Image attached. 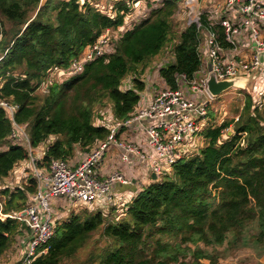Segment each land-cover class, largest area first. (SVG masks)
I'll use <instances>...</instances> for the list:
<instances>
[{
	"label": "trees",
	"instance_id": "16d2710c",
	"mask_svg": "<svg viewBox=\"0 0 264 264\" xmlns=\"http://www.w3.org/2000/svg\"><path fill=\"white\" fill-rule=\"evenodd\" d=\"M112 1L114 15L98 9L96 0H0V98L17 105L13 120L0 107V146L7 147L0 150V180L29 156L26 147L9 141L13 122L25 127L32 147L55 136L39 165L66 160L75 147L87 150L107 138L108 128L93 122L96 105L109 101L121 122L132 116L143 84L136 77L125 89L124 76L145 66L173 36L169 41L173 61L160 71L166 84L175 88L176 75L192 78L199 70V29L192 23L175 30L170 18L175 0H168L132 29L119 32L113 38V52L87 62L80 74L53 82L37 98L35 92L48 69L68 67L103 30L122 25L135 0ZM5 20L17 28L6 32ZM200 25L223 40L219 24H210L201 15ZM258 92V103L257 93H245L233 133L225 131L231 121L209 125L197 152L178 159L158 180L134 192L121 216L112 207L105 215L82 211L83 216L77 213L58 221L49 251L31 264H61L96 232L109 240L97 256L98 264H200L209 256L199 243L221 245L231 232L240 237L251 222L256 224L255 240L263 242L264 87ZM28 183L27 192H35V180L29 178ZM213 187L216 202L210 201ZM16 197L25 199V192H11L9 204ZM15 223L0 219V255L11 242ZM164 235L179 238L167 241ZM185 251L191 256L188 261L180 260Z\"/></svg>",
	"mask_w": 264,
	"mask_h": 264
},
{
	"label": "built area",
	"instance_id": "2783aa9c",
	"mask_svg": "<svg viewBox=\"0 0 264 264\" xmlns=\"http://www.w3.org/2000/svg\"><path fill=\"white\" fill-rule=\"evenodd\" d=\"M167 1L135 0L133 6L124 14V22L118 29L120 32L132 29L151 11L164 6ZM176 1L183 9L184 15H188L184 26L195 23L199 29V37L204 38L203 46L201 44L198 49L199 55L203 57V64L192 78L184 74L176 75L175 88L169 87L161 74L157 75L158 87L151 90L148 104L126 121H117L120 123L119 129L136 124L142 126L145 147L132 140L118 139L117 130L115 133L109 131L107 138L98 142V145L76 164L59 158L52 159L47 165L48 173L44 176L34 163L46 154L50 143L42 145L40 149L39 145L33 147L36 154L30 156L33 148L27 131L23 125L13 122L10 135L13 143L27 148L33 164L32 175L44 181V188L38 187L22 209L9 213L0 210L1 220L19 219L25 225L19 238L25 249L18 264H30L49 251L48 242L53 237L58 222L52 207L53 202L73 204L79 209L98 211L103 215L112 207L117 210L122 206L123 212L129 199L125 195L120 196L124 199L121 202L120 197L113 196L112 187L115 184H131V177L123 173L120 165L114 166L106 176L99 174V167L110 145L119 148V160L122 163H127L132 154L142 160H148L152 173L157 177L168 172L178 159L196 153L198 148L195 142L203 138L202 131L211 125L208 108L215 97L219 96H212L207 90L206 78L210 72H213L217 79L246 77L249 79L247 84L251 80L264 79V57L263 62L258 58V53H264V0H212L208 8L198 9L194 6L196 10L193 5L198 4V0ZM107 13L114 15L112 5H109ZM201 15H205L210 24H219L223 30V40L217 32L201 28ZM105 32L110 33L111 37L112 29L103 30L93 44L86 46L84 52L82 50L83 55L74 58L68 67L54 65L49 68L38 88L47 93L53 82L80 74L87 62L113 52L114 42L111 40L110 44L103 35ZM102 36L103 38L99 39ZM117 36L118 34L114 38ZM172 56L171 53L169 57L162 59L157 64L158 68L168 64ZM162 61L165 62L164 65ZM143 96V92H140V101ZM0 107L13 120L17 105L8 99L0 98ZM144 120H147V123L144 124ZM135 130H139V127L136 126ZM39 151L42 152L39 154Z\"/></svg>",
	"mask_w": 264,
	"mask_h": 264
},
{
	"label": "rangeland",
	"instance_id": "374dc122",
	"mask_svg": "<svg viewBox=\"0 0 264 264\" xmlns=\"http://www.w3.org/2000/svg\"><path fill=\"white\" fill-rule=\"evenodd\" d=\"M43 2H44V0H43ZM96 2H99L98 3V9H100L102 12H107L110 2H113V1L112 0H96ZM197 2H198V4L195 3L193 5V7L196 6L198 9L199 8L202 9L205 7L208 8L210 6V4L212 3V0H208L206 3H204V0H198ZM164 6H165V4H164ZM194 9L196 10L195 7H194ZM185 11H187V9H185ZM182 12H184L183 9L180 7L179 3L176 1L174 3V7H173V14L170 17L171 23L174 22L176 24L177 20H180L181 17L183 16ZM185 18H188V15H184V22H185ZM118 27L117 28H110V29H112L111 37H110V33L108 34L107 32H105L103 34L107 37L109 42L111 40H113V38L117 34H119L120 30L118 29ZM10 28H17V27H15V26L13 27L11 22H4V29L6 30V32L9 33ZM177 29L178 28H177V24H176L175 30H177ZM171 36H173V35H171ZM174 37L175 36H173L171 38V40H169V41L172 42ZM102 38H103V36L99 39H102ZM9 39H10V37L7 36V40H9ZM203 40H204V38L201 37V43L200 44H202ZM169 41L166 42L165 46L160 51V54L163 56V59H164V57L165 58L169 57L170 54L172 53V51H171L172 48L169 47V45H170ZM110 44H111V42H110ZM83 52H84V50H83ZM81 54L83 55V53L81 52L79 54V56ZM200 57L202 58L201 54H200ZM162 64L164 65L165 62L162 61ZM136 77H139L140 81L143 84L142 90L139 91L141 93L146 92L148 90H153V89L158 87V83H159L158 78L154 75V73H149L145 68H143V65L138 66L136 68V72L131 70L128 73H126V75L124 76V79L126 82V84H125L126 87H128L129 84L131 83V81L133 82L134 78H136ZM248 81H249V79H247V81L245 82L246 86L244 89L231 88V89L225 91L224 93H222L221 95H219V97H215V99L209 105L208 113H207L208 117L210 118V122H211L210 126L221 124V122H224V121H226V122L231 121L230 125L225 128V131H228L229 133H233L235 123L239 119V116L242 113V110L244 107V103H245V99H246L245 93L246 92H249L252 94L257 93V97L255 98V101H257V103L261 101L259 99L260 93L258 92L259 91L258 86L260 84H263L261 86L264 87V79L260 78L258 81H256V79L253 81L251 80V82L249 84H247ZM254 85L256 87H254ZM263 87H261V88H263ZM256 90H257V92H256ZM35 94L38 96L37 98L41 99L42 96L44 95V92H42L39 88H37ZM139 102H140V100H139ZM110 104L111 103L109 101L108 102L104 101L103 104L95 106L94 112H93V122L97 123V124H103L106 128H108V130L110 132L114 131V133H115L116 130L119 129L120 123H118L117 121H119V120H117L114 117L112 106ZM97 145H98V142H97V144H94L92 146L89 145L86 147L87 150L81 149L80 147H75V149L73 151V155L70 157L72 158L77 151H79V153H80V151L83 152L84 156H85L93 148H95ZM195 145H197V141L195 142ZM4 146H0V150L3 149ZM40 147L41 146H39V149H40ZM41 152L42 151H39V154ZM46 152H47V148H46ZM70 157L66 159L69 162L71 159ZM59 159H62V158H59ZM63 160H65V159H63ZM126 164L128 166H130V169L133 166V163H131L129 161ZM44 166H45V169H47V164H44ZM130 169L123 167L122 171L126 176L130 177L131 173L128 172V170H130ZM31 176H33V175L31 174ZM34 178H36V177H34ZM3 184H4V182L1 183V185H3ZM17 184H18V182H17ZM17 184L12 182L9 184V186L8 185L5 186V188L7 190H12V188L16 187ZM21 186L24 187L23 184H21ZM211 191H212L213 196L210 198V201L216 202V200H217L215 197L216 188L213 187L211 189ZM33 193H31L28 197L25 196V199H23V197H16V198H14V200L12 202H10V204L6 203L5 201L4 202L0 201V208L2 207V210H7V211H16V210L20 209L22 206L24 207L27 204V202L30 200V197ZM127 196H128V198H130L131 195H127ZM1 197L2 196H0V199H1ZM120 200H121V202L124 201V199L122 197H120ZM59 204H63V203L60 202ZM15 205H19V208H15L14 207ZM69 207H72L73 209L77 210L79 212L78 214H81L82 216L85 214L82 211H87L84 209L79 210V207L73 206V204H69ZM126 209H127V203L125 204L123 211H125ZM115 212L119 216L121 214H123L122 206H119L118 209L115 210ZM15 222H16L15 223L16 229L10 235V239H11L10 241L11 242H10L8 248L0 255V264H18V262L20 260V257H19L20 248L18 245V237L19 236L21 237V235L23 234V230L25 228V225H23V223L21 221H19V219L15 220ZM255 232H256V224H255V222H251L249 225H247L243 229L240 237L236 238L234 236V234L231 232L227 235V239L221 245H204L203 243H199V246L201 248H203L204 250H206V252L208 253V256H209V258L201 259L200 264H264V241L263 242H257L254 238ZM178 238L179 237H173V236L171 237L169 235H164L163 240L172 241L175 239L177 240ZM108 241L109 240L106 237H101V236H99V233L96 232L91 236V238L86 242V244H84L78 250V252L76 253L75 256H73L70 259L64 260L61 264H98L97 256L101 253V251L103 250V247L108 243ZM189 246L191 248H193V245L189 244ZM180 258H181L180 260L188 261V260H190L191 256L189 254H187V252L185 251V253Z\"/></svg>",
	"mask_w": 264,
	"mask_h": 264
},
{
	"label": "crops",
	"instance_id": "0c3cea01",
	"mask_svg": "<svg viewBox=\"0 0 264 264\" xmlns=\"http://www.w3.org/2000/svg\"><path fill=\"white\" fill-rule=\"evenodd\" d=\"M207 1L208 0H204V3H206ZM182 14H183V16L181 17V19L177 20V22H176L178 30H180L184 27V23H185L184 22V13L182 12ZM5 22H10V21L5 20ZM246 45L248 47V44H246ZM201 46H203V44ZM203 50L204 49H202V51ZM162 59H163V56L159 52L158 54L154 55L145 64V66H143V68H145L149 73H154L155 76L160 75V71H161V68L163 66L158 68L157 64L160 63ZM164 59H165V57H164ZM202 59H203V57L201 58V60ZM172 61H173V56H172V59L170 60L169 63H171ZM202 64H203V62H202ZM205 66H206V64H205ZM125 84H126V82L124 79L122 81L123 88L127 89V88H130L133 86L132 81L128 87H126ZM143 95H144L143 99L135 106L133 113H135L141 107H145L148 104L150 96H151V90L143 92ZM143 123L144 124L147 123V120H144ZM136 126L139 127V130H135ZM116 137L118 139L132 140L134 143L139 144L142 147H145V134L142 130V126H140V125L136 124V125H132V126H122L120 129L117 130ZM54 138H55L54 135L48 136V138L46 140H44L43 143L39 144V146L51 143L54 140ZM9 141L13 143V139L11 137H9ZM197 141H198L197 148H199L200 145H203L204 140H203V138H199ZM6 148L7 147L5 145L3 147V149H6ZM120 152L121 151L119 150V148L116 145H110L109 146L108 150L105 152V156H104L103 161L99 167V174L101 176H106L107 173L110 170H112V168L114 166H118V165H120L119 168L121 170H123V167L130 169V166H128L126 163L120 162V160H119ZM30 153H31L30 156L36 154V149L33 148ZM151 153H154V152L151 151ZM28 155H29V152H28ZM30 156H28L27 159L19 160L17 163H15L13 168L9 171L8 175L3 177L0 180V196H2L0 199L1 202L5 201L6 203H9L10 193L16 192L17 189L23 190L25 192V196L28 197L31 194V193L27 192V189H26V186L29 184L28 183L29 178H33L35 180L36 190H38V187H40L41 189L44 188V181L42 179H36L33 176H31L33 164L30 161ZM83 156H84L83 152L80 151V153H79V151H77L72 158L70 157L71 158L70 159L71 164L78 163L80 161V159L83 158ZM38 161H39V159H37L35 161L34 166L38 170H40L43 173V175L45 176L48 173V170L45 169V166L43 163H41L39 165ZM129 162L133 163V166L131 167V169L128 170V172L131 173V175H130L131 184L127 185V186L121 185V184H115L112 188H113V196H115L116 198L123 196V195H125V197L128 198L127 195H132L134 192H136L138 189H140L143 185L157 179V177H156V179H153V177H152L153 173L151 171V166L149 165L148 160H142L137 155L132 154L130 156ZM2 182H4L3 185H1ZM12 182H14L16 184L18 182V184L16 185V187L12 188V190H7L5 188V186H7V185L9 186V184ZM21 184H23L24 187L21 186ZM53 203L54 204L52 205V207L54 209L55 216L58 218L57 221L67 219L70 215L79 213L77 210L73 209L72 207H69L68 204H59L56 202H53ZM22 208H23V206L20 209H22ZM20 209H18V210H20ZM0 210L4 213L12 212V211H7V210H2V207L0 208ZM79 210H81V209H79ZM13 220H16V219H13ZM23 225H24V223H23ZM27 230H25V231H27ZM19 237H18V245L20 248L19 257H21V254L24 253L25 247L21 244Z\"/></svg>",
	"mask_w": 264,
	"mask_h": 264
},
{
	"label": "water",
	"instance_id": "95a60500",
	"mask_svg": "<svg viewBox=\"0 0 264 264\" xmlns=\"http://www.w3.org/2000/svg\"><path fill=\"white\" fill-rule=\"evenodd\" d=\"M264 53H258V58L263 62ZM210 70V67H209ZM246 77H232L226 79H217L213 72H210L206 78L207 90L212 96H219L231 88L244 89L246 86ZM153 179H156L155 174H152Z\"/></svg>",
	"mask_w": 264,
	"mask_h": 264
}]
</instances>
